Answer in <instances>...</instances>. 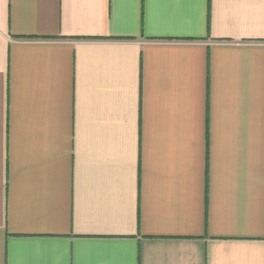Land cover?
Wrapping results in <instances>:
<instances>
[{
  "label": "crops",
  "instance_id": "obj_1",
  "mask_svg": "<svg viewBox=\"0 0 264 264\" xmlns=\"http://www.w3.org/2000/svg\"><path fill=\"white\" fill-rule=\"evenodd\" d=\"M0 264H264V0H0Z\"/></svg>",
  "mask_w": 264,
  "mask_h": 264
}]
</instances>
